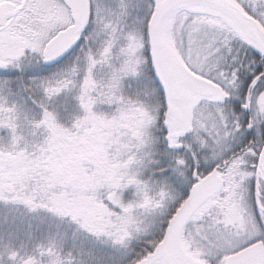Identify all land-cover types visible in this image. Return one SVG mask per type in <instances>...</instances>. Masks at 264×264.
Masks as SVG:
<instances>
[{
	"label": "snow or ice",
	"instance_id": "obj_1",
	"mask_svg": "<svg viewBox=\"0 0 264 264\" xmlns=\"http://www.w3.org/2000/svg\"><path fill=\"white\" fill-rule=\"evenodd\" d=\"M70 50L27 133L0 79V264H264V0H0V68Z\"/></svg>",
	"mask_w": 264,
	"mask_h": 264
},
{
	"label": "trees",
	"instance_id": "obj_2",
	"mask_svg": "<svg viewBox=\"0 0 264 264\" xmlns=\"http://www.w3.org/2000/svg\"><path fill=\"white\" fill-rule=\"evenodd\" d=\"M64 63H63V65L59 64L56 66L45 67V66H43L42 61L37 63L35 60L31 59V54H30V58L26 59L24 61L23 68H16L14 66H9L8 68H6L2 72H0V79L9 80L11 82V87H12L13 91L16 93L15 95H12L10 97V99L18 101L22 104H25L27 112L22 115L21 122H20L21 123V130L24 131L25 133L30 131V128L28 126L29 121H38L41 118L42 109H40V107L32 99L33 94H30V92L27 89H25L23 87V85L31 83V81L34 77L39 78V77L49 76L52 72L58 71L59 68L64 67ZM67 64L69 65L70 62ZM76 95H77V93H75V95L73 93H71L70 95H67V93L64 91L62 94H60L59 97L54 98L50 102V107L55 108L57 119L59 122L61 120V117L64 116V114H62V112H61V108H62L61 96H67V99L75 100L76 102H78L75 99ZM35 96H36V99H42L43 98L42 94H40V93H36ZM78 109L81 110L80 107H78ZM74 118H72V120H74ZM9 135H10L9 129L0 128V136L7 138ZM130 193H131V190H126L125 195L128 196V195H130ZM14 215L20 216L22 218V220L18 222V226L20 228L21 235L18 239H14L13 242L18 247L25 245L24 247H21V251L26 252V251H28L27 245L29 243L28 237L25 234L27 232V222L29 220H31L34 224L38 223L40 218H45L47 214L44 212L29 213V212H27V210L21 208V209H19L18 212L14 213ZM45 223H49V224H52L53 226H55L58 222L52 220L51 218H46ZM54 230H55V228H53V231ZM44 236H45L44 233H38L37 234L38 238H42Z\"/></svg>",
	"mask_w": 264,
	"mask_h": 264
},
{
	"label": "rangeland",
	"instance_id": "obj_3",
	"mask_svg": "<svg viewBox=\"0 0 264 264\" xmlns=\"http://www.w3.org/2000/svg\"><path fill=\"white\" fill-rule=\"evenodd\" d=\"M91 25H89V28L87 29V31L88 30H90L91 29ZM86 31V32H87ZM83 42V38L81 39V41H79L78 43H77V45L74 47L75 49H79V46H80V44ZM73 56H74V53H70L69 54V56L67 57V60H66V62L64 63V67L66 66H69L70 64H71V62H72V60H73ZM70 62V64L68 65L67 63H69ZM81 66L83 67V61L81 62ZM83 73H81V75H82ZM65 92L67 93V95H70L71 93H73L74 95H75V93H78V88H73V89H71L70 91L69 90H65ZM62 94V93H61ZM65 99H67V96H61V106H62V108H61V112H62V114H64V116L63 117H61V120H60V124L61 125H63V126H65V127H71V123H72V118H76L77 116H79L80 114H83L82 113V111L81 110H79L78 109V107H80L79 106V104H78V102H76L75 100H69L70 101V103H69V105L65 108V106H64V104H63V101L65 100ZM96 110H98V111H107V112H111V111H113L114 110V106H109V105H107V104H98L97 106H96ZM70 112V113H69ZM74 118V119H75Z\"/></svg>",
	"mask_w": 264,
	"mask_h": 264
},
{
	"label": "water",
	"instance_id": "obj_4",
	"mask_svg": "<svg viewBox=\"0 0 264 264\" xmlns=\"http://www.w3.org/2000/svg\"><path fill=\"white\" fill-rule=\"evenodd\" d=\"M59 59V58H58ZM54 63H57L56 61H51V62H44L45 65H51V64H54ZM3 68H0V71L2 70Z\"/></svg>",
	"mask_w": 264,
	"mask_h": 264
}]
</instances>
